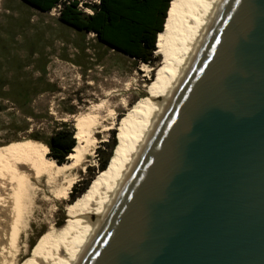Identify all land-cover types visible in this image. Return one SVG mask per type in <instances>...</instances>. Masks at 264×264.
<instances>
[{"label":"water","instance_id":"water-1","mask_svg":"<svg viewBox=\"0 0 264 264\" xmlns=\"http://www.w3.org/2000/svg\"><path fill=\"white\" fill-rule=\"evenodd\" d=\"M80 264H264V0H226Z\"/></svg>","mask_w":264,"mask_h":264},{"label":"rangeland","instance_id":"rangeland-1","mask_svg":"<svg viewBox=\"0 0 264 264\" xmlns=\"http://www.w3.org/2000/svg\"><path fill=\"white\" fill-rule=\"evenodd\" d=\"M85 2L96 4L93 0H78L89 9ZM86 9L81 10L90 14ZM57 16V9L43 12L20 0H0V149L28 145L33 134L47 139L63 126L74 132L77 114L97 112L107 116L113 112L110 129L101 133V126L91 128L96 138L94 153L85 155L74 168L60 172L57 184L74 177L73 185L78 189L91 174L98 175L97 148L107 151L104 144L110 131L134 102L147 95L150 79L142 64L155 68L159 57L153 51L155 58L149 63H135L99 44L94 32L78 31ZM160 70H151V78ZM16 85L22 88L25 98L15 100L10 95ZM122 99L126 100L124 105ZM101 103V109L93 111V105ZM108 118L104 123L110 122ZM44 151L46 155L48 150ZM112 152L113 148L110 156ZM43 182L30 206L27 225L18 236L17 264H25L34 255L50 223L58 228L71 218L66 206L72 201V186L65 199H54Z\"/></svg>","mask_w":264,"mask_h":264},{"label":"bare ground","instance_id":"bare-ground-1","mask_svg":"<svg viewBox=\"0 0 264 264\" xmlns=\"http://www.w3.org/2000/svg\"><path fill=\"white\" fill-rule=\"evenodd\" d=\"M225 2L171 0L163 30L156 39L154 53L159 64L155 68L142 64L150 79L148 93L124 114L118 128L117 153L109 169L95 176L76 202L66 206L71 217L66 223L58 228L49 224L45 239L25 264L81 263L186 79ZM151 70L160 71L151 78ZM125 102L122 99L123 105ZM101 106L102 103L93 105L92 109L96 112ZM107 118L110 122L104 123ZM74 119L76 142L67 161L58 164L45 155L43 146L30 144L0 156V264H17L14 258L20 251L18 236L27 225L41 181L52 198L65 199L74 177L57 184L60 172L74 168L85 155L94 153L96 138L92 127L101 126L100 132L106 131L114 121L111 111L107 116L97 112L89 116L77 114Z\"/></svg>","mask_w":264,"mask_h":264},{"label":"trees","instance_id":"trees-1","mask_svg":"<svg viewBox=\"0 0 264 264\" xmlns=\"http://www.w3.org/2000/svg\"><path fill=\"white\" fill-rule=\"evenodd\" d=\"M20 1L43 12H48L59 4L58 20L78 31L94 32L99 44L127 56L135 63H149L155 58L153 51L156 48L157 35L163 30L165 16L166 19L168 16L166 10L167 8L169 10L171 2V0H98L96 4L84 3L91 10L90 14H86L77 7L78 0ZM17 85L12 87L10 95H14L15 100H20V97L25 98V94L21 92L22 88ZM122 118L116 128L114 127L115 129L110 131L108 141L104 144L107 151L104 153L100 148L96 150L98 156L97 174L108 170L116 156L115 152L120 140L118 128ZM74 132L63 126L54 131L47 139H40L33 134L30 137L33 140L28 143L43 146L46 152L48 150L46 156L61 164L66 161L75 145ZM112 148L113 152L110 156ZM4 150L0 149V156L7 152ZM87 170L91 171L89 167ZM94 177L91 174L78 189L76 184L72 185L70 205L75 203Z\"/></svg>","mask_w":264,"mask_h":264},{"label":"built area","instance_id":"built-area-1","mask_svg":"<svg viewBox=\"0 0 264 264\" xmlns=\"http://www.w3.org/2000/svg\"><path fill=\"white\" fill-rule=\"evenodd\" d=\"M93 1H95L96 3H98V0H93ZM78 6L81 8V9H83V10H85L86 8H84V7H82V5H81V3H78ZM52 9H57V13H58V11H59V9H60V5L59 4H57L55 7H53ZM51 9V10H52ZM90 10V9H89ZM91 11V10H90Z\"/></svg>","mask_w":264,"mask_h":264}]
</instances>
